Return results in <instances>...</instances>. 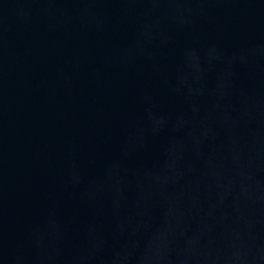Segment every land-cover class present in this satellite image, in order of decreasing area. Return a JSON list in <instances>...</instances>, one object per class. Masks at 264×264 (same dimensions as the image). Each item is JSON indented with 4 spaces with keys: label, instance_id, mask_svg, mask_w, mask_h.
Here are the masks:
<instances>
[{
    "label": "water",
    "instance_id": "water-1",
    "mask_svg": "<svg viewBox=\"0 0 264 264\" xmlns=\"http://www.w3.org/2000/svg\"><path fill=\"white\" fill-rule=\"evenodd\" d=\"M0 264H264V0H0Z\"/></svg>",
    "mask_w": 264,
    "mask_h": 264
}]
</instances>
